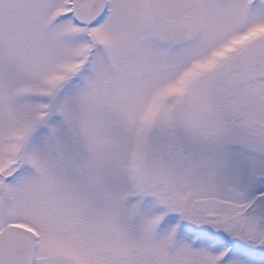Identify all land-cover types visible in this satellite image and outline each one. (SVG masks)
<instances>
[{"label":"snow or ice","instance_id":"obj_1","mask_svg":"<svg viewBox=\"0 0 264 264\" xmlns=\"http://www.w3.org/2000/svg\"><path fill=\"white\" fill-rule=\"evenodd\" d=\"M0 264H264V0H0Z\"/></svg>","mask_w":264,"mask_h":264}]
</instances>
